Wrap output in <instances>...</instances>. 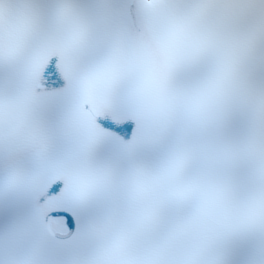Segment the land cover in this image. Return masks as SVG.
Wrapping results in <instances>:
<instances>
[{"label":"snow or ice","instance_id":"snow-or-ice-1","mask_svg":"<svg viewBox=\"0 0 264 264\" xmlns=\"http://www.w3.org/2000/svg\"><path fill=\"white\" fill-rule=\"evenodd\" d=\"M0 264H264V0H0Z\"/></svg>","mask_w":264,"mask_h":264}]
</instances>
